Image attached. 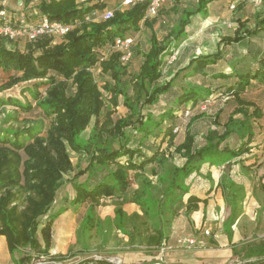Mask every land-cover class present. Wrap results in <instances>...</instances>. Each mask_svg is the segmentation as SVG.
I'll list each match as a JSON object with an SVG mask.
<instances>
[{"label":"trees","instance_id":"trees-1","mask_svg":"<svg viewBox=\"0 0 264 264\" xmlns=\"http://www.w3.org/2000/svg\"><path fill=\"white\" fill-rule=\"evenodd\" d=\"M213 1L171 0L149 18H145V1L116 8L113 17L104 21L86 16L91 10L113 6L108 0H40L22 15L0 6V11L8 13L7 17L0 15V24L17 23L21 18L37 22L46 17L69 26L62 35L44 34L33 41L0 35V91L31 82L24 87L30 97L27 100H0L4 114L0 124V188H5L0 196V235L5 236L9 252L17 247L28 250L14 259L15 264H29L40 255L51 256L53 222L68 206L49 214L46 221L41 217L48 214L58 189L66 183L73 187L71 204H86L81 229L92 230L100 220L95 216V207L103 199L112 198L115 224L131 245L164 248L174 218L183 211L191 221L199 204L206 206L207 199L190 190L191 177L206 164L226 168L216 187L228 207L222 228L232 236L246 193L232 180L233 164L238 162L246 174L253 166L254 156L252 162H246L257 122L263 115L261 107L244 94L255 81L264 85V45L255 48L251 65L244 70L231 66L229 73L213 72L212 65L223 57L220 51L192 57L174 71L165 70L169 57L185 38L190 18L205 15ZM32 2L24 0V5L28 7ZM166 16L173 23L169 24ZM156 22L168 23L162 38L153 30ZM247 23L246 18L237 17L233 34L220 42L224 46L238 44L264 33L260 11L254 13L253 27ZM141 27L150 32L145 49L133 44V35ZM126 37L132 38L131 56L123 61L114 41ZM133 56L140 61L132 71ZM164 72L167 76L163 80ZM191 75L224 82L212 87L186 78ZM184 77V85L175 90L177 80ZM216 91L232 107L223 121L222 107L212 114L207 110ZM170 93L174 97L165 103ZM120 103L126 114L114 118V109ZM6 105L12 108L6 109ZM193 105L198 108L195 114ZM178 115L189 117L182 139L176 142ZM200 120L207 121V125L196 140L193 128ZM6 123L10 124L4 127ZM234 138L237 141L231 144ZM70 151L85 154V166L75 169ZM83 175L85 179L78 181ZM205 177L212 179L210 172ZM14 187L25 193L27 212L21 220L14 213ZM126 202L135 203L141 213H127L123 209ZM254 256L264 258V244L248 249L246 257Z\"/></svg>","mask_w":264,"mask_h":264},{"label":"rangeland","instance_id":"rangeland-1","mask_svg":"<svg viewBox=\"0 0 264 264\" xmlns=\"http://www.w3.org/2000/svg\"><path fill=\"white\" fill-rule=\"evenodd\" d=\"M39 1L40 0H34V2L30 3V5L26 7L24 5V0H0V6H2L1 8H11L13 10L12 12L15 14L22 15L24 11L32 10L34 4ZM109 3L114 4L112 0H109ZM231 4L235 6V9L232 11L228 10L233 12V14L228 15V17L223 18V20H218L215 27L206 22V29L199 31L189 39L190 43L188 44H190V47L193 49V53L200 54L214 52L217 49L219 50V47H217L218 42H216L217 39L215 36L211 37V34L217 31L219 33L232 32L236 27V15H241L244 19L246 18L248 20L247 25L249 27L254 26L253 13L255 11H260L261 14L264 15V0H261V3H258V0H232ZM28 8H30V10ZM166 19L168 23L173 21V19H169L167 16ZM168 23H161V25H159L158 22L155 23V28L158 31V38H162L166 34ZM216 28H219V30ZM149 35V30L145 27H141V29L133 35V44L141 49H145L149 45ZM262 37H264V33H260L259 36L249 40L248 43L232 45L228 48L220 47L221 49L219 51H222L224 54L228 52L227 54L229 55L226 54V59L223 58L222 60H219L214 65L215 69L228 71L227 59H230L229 56L235 53L241 55L246 50V45H248V49H254L261 46ZM183 47L179 49L176 48L174 50V54L171 55L172 57H169L168 66L165 70L170 69L174 71L185 64L186 57L183 50H185L187 46ZM139 61V57L133 56L131 58L130 68L132 71L138 68ZM166 76L167 74L164 72L162 79L164 80ZM186 78L195 83L210 85L212 87L219 85L220 82H224L219 79H210L202 75H191ZM184 79L185 77L177 80L175 83V90H178L182 84L184 85ZM97 80H101V78L97 76ZM30 84L31 82H20L9 89L0 91V100L6 99L7 97L15 98L20 101L27 100V98L30 97L24 92V87L29 86ZM218 94L219 93L217 92L212 95L214 98L212 97L207 110L212 114L217 108L222 107L221 120L223 121L232 107L230 106V102H225ZM173 97L174 95H172V93L168 94L165 99V103L167 100H172ZM244 97L249 98V100L256 101L262 108H264V86H261L258 83L253 84V86L248 89ZM11 108L12 105H6V109L10 110ZM191 109L193 114L198 112V108L194 107V105L191 106ZM114 110V118L119 115L123 116L126 114V109L121 103L116 106ZM3 117L4 114L1 112L0 107V124L3 122ZM188 117L189 116L184 115H178L177 117L179 118V123L177 124L179 129L177 132L178 135L176 137V142L181 140L184 135V124L187 122ZM9 124L10 123H6L4 127ZM14 124L16 125L17 123ZM206 125L207 121L205 120H200L194 125L193 131L197 133L196 140L199 139L198 135L205 131ZM263 126L264 125H256L257 134L254 138L252 148L258 146L257 140L259 144L263 142L261 137H257L259 136L258 133L262 131L261 129ZM89 132L90 126L84 133V136L86 137ZM236 141L237 140L234 138L231 144ZM163 145L165 147L166 144L164 143ZM257 149L258 151L255 149L251 150L250 153H253V155H249V157H247L249 160L253 159V156L255 157V159H253L254 167L249 169L250 176H247L248 178H245L243 175H241V177L237 176V180L245 181L247 192L242 201V212L232 227V236L229 237L228 233L222 228L223 220L228 214V207L225 206L221 197L219 199H221L222 202L220 201V203L217 204V201L215 202L214 199L215 194H213L212 198L214 200V204H210L209 206L203 208V204L200 203L199 209L191 214V221L186 219L183 215V211L180 212L179 216L174 218L169 233V244L167 242L169 245V248L166 250L167 254L165 257H162L159 262H162V264H264L263 257H246L248 249L251 246L259 247L264 244V146ZM70 157L75 169L85 166L87 161V156L85 154L78 155L70 151ZM220 168L214 169V172L218 173ZM72 174L73 172L69 173L68 176H71ZM84 178L85 175L79 177V180L82 181ZM209 182H212V180L210 179ZM204 183V187L208 185V182ZM200 186L201 184L196 183V187L193 191L202 195L201 190H203L204 187L203 184L202 187ZM68 188L67 193H71L73 187L69 185ZM62 189L57 191V200L54 201V204L48 214L41 217L42 221H46L49 214L55 213L63 206V204H65V202H60L58 199L59 196L64 193V191H61ZM11 191L17 192L16 200L13 202V205L16 206L14 213L16 218L21 220L22 216L27 212L24 199L25 193L18 187L11 188ZM4 193L5 188H0V196L4 195ZM69 198L70 196H67V200H69ZM114 203V199L106 198L95 207V216L100 219L97 222L99 228L97 229V225H95L93 229L90 230L86 228L81 229L82 219L86 211V204L74 206L71 204V201H68L66 204L68 209L55 218L53 222V237L49 254L52 256H62L66 260L63 264H74L77 262L76 260H78V258H84L92 252H98L108 257L120 258L123 260L124 264H153L156 261L157 250L147 248L144 245L139 246L135 243L131 245L128 242V237L120 231L118 226L115 224ZM130 206H132V204L125 203L123 205V209L127 213H130L132 211ZM134 208L139 210L141 213L140 208L136 204L134 205ZM1 225L2 223L0 222V227ZM206 230L209 231V235L205 233ZM1 236L5 238L4 235H0V237ZM186 237L195 238L196 243L192 246H187L185 243H182L180 240ZM0 240L4 243V245L1 244L2 250L0 248L1 264V257L3 254H6L8 247L6 238H0ZM27 252L28 250L26 248L17 247L13 253L9 252V259L11 262L15 263L13 260L14 258H18ZM74 255L75 257H72ZM163 260H165V262ZM77 264H82V262Z\"/></svg>","mask_w":264,"mask_h":264},{"label":"crops","instance_id":"crops-1","mask_svg":"<svg viewBox=\"0 0 264 264\" xmlns=\"http://www.w3.org/2000/svg\"><path fill=\"white\" fill-rule=\"evenodd\" d=\"M231 2H232V0H214L212 3H210L208 6H207V11H206V14L205 15H201V14H195V15H193L191 18H190V21H189V23L187 24V26H186V29H185V38L177 45V49H179V48H182L183 46H187V48L185 49V50H183L184 52L183 53H185V64L187 63V61L190 59V58H192V57H195V56H197V55H200V54H209V53H213V52H207V53H200V54H195V53H193V49L190 47V44H188V43H190L189 41V39L194 35V34H196V33H198L199 31H202L203 29H206V26H205V24H206V22L209 24V25H212V26H216L217 24H216V22L218 21V20H223V18H225V17H228V15H230V14H233V12H231L232 10H234L235 9V6H234V8H231V5H233V4H231ZM228 7V8H227ZM231 10V11H229V10ZM255 13V12H254ZM254 13H253V15H254ZM237 17H241L242 19H244L241 15H236L235 16V18H237ZM235 21H236V19H235ZM236 26H237V24H236ZM159 27V26H158ZM220 28V27H219ZM219 28L217 29V30H219ZM236 28V27H235ZM153 30L156 32V35H157V30H156V28H155V25H154V28H153ZM216 31V30H215ZM214 31V32H215ZM233 32H234V29H233V31L232 32H222V33H219L218 31L217 32H215V33H212L211 34V37H216V42H218V46L217 47H219V50L222 48V47H226V48H228V47H230V46H232V45H240V44H243V43H248L249 42V40H251V39H253L254 37H252V38H247V39H245V40H243V41H245V42H243V41H241L240 43H238V44H232V45H227V46H224V44L222 43V42H220V39L222 38V37H224V36H231L232 34H233ZM261 33V32H260ZM262 34H263V32H262ZM260 35V34H259ZM257 37V36H256ZM262 45H264V37H262ZM221 47V48H220ZM246 47V50L241 54V55H238V53H235V54H232V55H230L229 57H230V59L228 60L227 59V69H229L228 71L230 72L231 71V69H230V67L232 66V67H235L236 69H239V70H244V69H247V68H249L250 67V65H251V59H252V56H253V52H255V48L253 49V48H250V49H248L247 47H248V45H246L245 46ZM184 48V47H183ZM218 49L216 50V51H219ZM216 51H214V52H216ZM222 54H223V57H222V59L224 58V59H226V54L228 53V52H226L225 54L222 52V51H220ZM249 53H251L252 55L251 56H248L247 54H249ZM184 55V54H183ZM227 55H229V54H227ZM221 59V60H222ZM233 59H235V60H233ZM215 65V64H214ZM214 65H212V71L213 72H225V73H229L228 71H225V70H222V69H215V67H214ZM219 80H221V81H223V79H219ZM222 82H220V84H221ZM255 83H257L256 81L255 82H253L252 84H255ZM259 85H261V86H264L263 84H260V83H258ZM248 91V90H247ZM246 91V92H247ZM246 92H245V94H246ZM244 94V95H245ZM246 99H249V98H247V97H245ZM254 101V100H253ZM259 107H261L256 101H254ZM261 110H262V113H263V115H262V117L260 118V120L257 122V125L259 126V125H264V108H262L261 107ZM262 131L260 132V133H258L259 134V136H257V137H261L263 140V142L262 143H260L259 144V142H258V140H257V143H258V146L257 147H255V148H252L251 150H256V151H258V149L257 148H261V147H263L264 146V126H263V128L261 129ZM259 131H260V129H259ZM261 150V149H260ZM251 155H253V153H250ZM248 161H249V163L250 162H252L253 160H247V162L246 163H248ZM233 163V162H232ZM236 164H233V170H232V180H234L237 184H239L240 186H243L244 187V189H245V192H247L246 190H247V188H246V183H245V181L244 180H237V176H240L241 177V175H243V176H245V178H248L247 176H250V170H249V172L246 174V173H243L242 171H241V167L239 166V163L238 162H235ZM254 166H251L250 168H253ZM216 168H219V167H214V166H208L207 164L205 165V166H203L202 167V169H201V171H200V173L198 174V175H193L192 177H191V188H190V190H191V192L192 193H194V194H196V195H198L200 198H206L207 199V204H206V206H209L210 204H214V200H213V198H212V195L213 194H215V202L218 204V203H220V201L222 202V200H223V198H222V195H221V190H220V188L219 187H216V184H217V182H218V179H219V177H220V175L223 173V172H225V170H226V168H224V169H220V170H218V173H215L214 172V169H216ZM207 172H210L211 173V177H212V182H209V180H207V179H205L206 177V173ZM86 176V175H85ZM85 179V178H84ZM83 179V180H84ZM82 180V181H83ZM200 180V181H199ZM78 181H80L79 180V178H78ZM204 182H208V185L207 186H205L204 187V185H205V183ZM196 183H199V184H201V186L200 187H202V184H203V190H201V192H202V195H199V194H197L196 192H194L193 191V189L196 187ZM69 185L72 187V185L70 184V183H66V184H64L63 186L64 187H60V189H62L61 191H64V193L63 194H61L60 196H59V200H60V202H65V204H63V206L64 205H66L67 203H68V201H70L71 200V198H72V195H73V188H72V192L71 193H67L68 192V187H69ZM60 189H58V190H60ZM200 192V193H201ZM67 196H70V198H69V200H67ZM245 196H246V193H245ZM221 197V199H219ZM57 200V195H56V197H55V201ZM126 203H128V204H132V206H130L131 207V209H132V211L130 212V213H132V212H138V213H140L139 212V210H137V209H135L134 208V205H135V203H132V202H126ZM125 204V203H124ZM123 204V205H124ZM203 204V203H202ZM59 206H62V205H59ZM205 206V207H206ZM204 206H203V208H205ZM203 208H202V210H203ZM69 224V223H68ZM67 226H69V225H67ZM68 230H69V228H68ZM68 230H67V232H68ZM53 233V232H52ZM52 237H53V234H52ZM0 238H2V239H5L4 237H0ZM169 240H170V236H169V239H168V244H169ZM1 244H3L4 245V243H2L1 242V240H0V245ZM166 245L164 248H159V249H157V256H156V261L153 263V264H155V263H160L159 261H161V259H162V257H165L166 256V250L169 248V245ZM1 250H2V245H1ZM59 249V248H58ZM0 250V251H1ZM8 252V253H7ZM7 252H6V254H3L2 255V257H1V264H15L14 262H11L10 261V259H9V250H8V248H7ZM15 259V258H14ZM13 259V260H14ZM123 261V260H122ZM164 262H165V260H163Z\"/></svg>","mask_w":264,"mask_h":264},{"label":"built area","instance_id":"built-area-1","mask_svg":"<svg viewBox=\"0 0 264 264\" xmlns=\"http://www.w3.org/2000/svg\"><path fill=\"white\" fill-rule=\"evenodd\" d=\"M93 2L104 3L106 0H91ZM109 1V0H108ZM114 2L113 6H104L102 8L94 9L89 12L86 19L91 20H108L113 17L114 10L116 8L123 9L125 7H132L136 4L143 3L146 1V11L145 18L155 16L159 9L165 4L171 2V0H112ZM261 3V0H258ZM234 8V5H231ZM0 15L7 17L8 13L5 10L0 11ZM69 29V26L63 25L58 22L49 21L46 17L41 18L37 22L27 21L21 18L19 22L10 23L5 21L0 24V35H3L11 40L23 38L27 41H33L37 37L49 34V35H62ZM132 38H116L114 41V48L122 52L121 60L128 61L131 56L130 45ZM172 57V56H171ZM205 233L209 235V231L206 230ZM187 246H192L196 243L195 238L186 237L180 240ZM72 257H75L72 256ZM68 258V257H66ZM70 258V257H69ZM66 261L64 258L56 259L49 255H40L38 258H34L29 264H63ZM77 263L82 262V264H124L120 258L104 256L98 252H92L84 258H78ZM84 261V262H83ZM148 264V263H147ZM150 264V263H149ZM155 264H162L155 263ZM164 264V263H163Z\"/></svg>","mask_w":264,"mask_h":264}]
</instances>
